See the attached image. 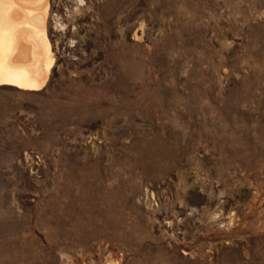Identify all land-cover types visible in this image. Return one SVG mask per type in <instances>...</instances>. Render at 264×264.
<instances>
[{
    "label": "rangeland",
    "instance_id": "1",
    "mask_svg": "<svg viewBox=\"0 0 264 264\" xmlns=\"http://www.w3.org/2000/svg\"><path fill=\"white\" fill-rule=\"evenodd\" d=\"M47 36L0 85V264H264V0H49Z\"/></svg>",
    "mask_w": 264,
    "mask_h": 264
},
{
    "label": "bare ground",
    "instance_id": "2",
    "mask_svg": "<svg viewBox=\"0 0 264 264\" xmlns=\"http://www.w3.org/2000/svg\"><path fill=\"white\" fill-rule=\"evenodd\" d=\"M48 11L49 0H0V85L46 84L54 63Z\"/></svg>",
    "mask_w": 264,
    "mask_h": 264
}]
</instances>
